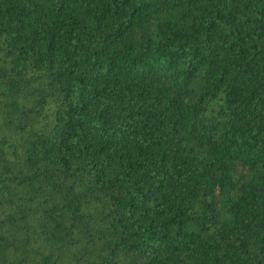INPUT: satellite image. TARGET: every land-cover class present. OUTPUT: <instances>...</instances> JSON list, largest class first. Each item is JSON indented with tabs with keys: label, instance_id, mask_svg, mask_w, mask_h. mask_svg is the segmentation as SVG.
<instances>
[{
	"label": "trees",
	"instance_id": "obj_1",
	"mask_svg": "<svg viewBox=\"0 0 264 264\" xmlns=\"http://www.w3.org/2000/svg\"><path fill=\"white\" fill-rule=\"evenodd\" d=\"M0 264H264V0H0Z\"/></svg>",
	"mask_w": 264,
	"mask_h": 264
}]
</instances>
